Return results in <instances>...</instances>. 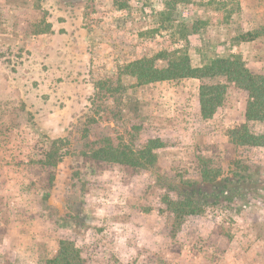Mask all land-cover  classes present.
<instances>
[{"label": "rangeland", "instance_id": "1", "mask_svg": "<svg viewBox=\"0 0 264 264\" xmlns=\"http://www.w3.org/2000/svg\"><path fill=\"white\" fill-rule=\"evenodd\" d=\"M173 4L0 0V264H46L66 236L85 264H264V147L229 135L243 124L264 133V121L246 119V92L210 78L229 86L205 118L199 78L139 86L124 74L133 60L178 48L196 66L236 53L264 73V0ZM109 77L123 85L120 107L137 110L139 133L89 122L97 82ZM86 130L94 145L108 134L163 145L149 168L98 162L82 155ZM61 137L68 153L52 180L45 154ZM205 167L222 169L227 192L181 218L163 201L168 186L199 180Z\"/></svg>", "mask_w": 264, "mask_h": 264}, {"label": "trees", "instance_id": "2", "mask_svg": "<svg viewBox=\"0 0 264 264\" xmlns=\"http://www.w3.org/2000/svg\"><path fill=\"white\" fill-rule=\"evenodd\" d=\"M177 1L165 0V4L167 8L172 10L174 8L173 3ZM123 6H127V3ZM161 13L165 14L167 11ZM182 28L180 31L183 33L182 37L188 39V33L186 32L188 26ZM193 31H196V29ZM261 31L264 34V26ZM124 74L134 77L139 86L162 80L199 78L201 80L199 88L200 110L205 118L212 117L222 106L229 86L225 82L212 81L210 78L225 77L228 82L234 83L246 92V119L248 121H264V73H253L239 54L228 53L225 56L218 54L205 64L196 66L186 51L183 52L179 48L173 51L162 50L154 57H143L131 61L125 66ZM118 83L122 84L121 77ZM96 86L97 90L91 100L93 115L89 117V122L121 121L128 124L133 133H139L142 130L143 123L134 117L135 109L120 107L124 103L123 85L115 84L109 77L97 82ZM111 98H114L113 104H111ZM88 131L86 130L83 134V137L86 136L82 155L98 162L110 161L127 164L137 169L149 168L157 163V155L154 150L163 145L159 139L150 140L145 145L139 144L134 140V137L132 142H127L123 134L116 136L108 134L101 137L94 145L86 138ZM229 135L234 144L264 147V133L251 132L247 124L235 128ZM64 145L65 140L62 137L51 139L45 154L44 165L52 169V180L55 176L53 169L68 153L63 151ZM221 176V168L209 169L205 167L199 180L183 184L178 182L168 186L169 190L163 197V201L172 212L179 214L181 218L185 219L196 215L201 211L199 202L209 203L212 196L215 197L214 195H216L219 198L227 192L228 178L221 179ZM85 263L86 260L80 248L67 236L60 239L57 254L46 261V264Z\"/></svg>", "mask_w": 264, "mask_h": 264}, {"label": "flooded vegetation", "instance_id": "3", "mask_svg": "<svg viewBox=\"0 0 264 264\" xmlns=\"http://www.w3.org/2000/svg\"><path fill=\"white\" fill-rule=\"evenodd\" d=\"M77 4H79V2L77 1Z\"/></svg>", "mask_w": 264, "mask_h": 264}]
</instances>
